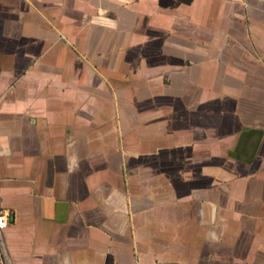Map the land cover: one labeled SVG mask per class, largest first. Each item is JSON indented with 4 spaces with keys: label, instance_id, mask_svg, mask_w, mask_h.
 Wrapping results in <instances>:
<instances>
[{
    "label": "crops",
    "instance_id": "crops-1",
    "mask_svg": "<svg viewBox=\"0 0 264 264\" xmlns=\"http://www.w3.org/2000/svg\"><path fill=\"white\" fill-rule=\"evenodd\" d=\"M0 209L10 264H264V0H0Z\"/></svg>",
    "mask_w": 264,
    "mask_h": 264
},
{
    "label": "built area",
    "instance_id": "built-area-1",
    "mask_svg": "<svg viewBox=\"0 0 264 264\" xmlns=\"http://www.w3.org/2000/svg\"><path fill=\"white\" fill-rule=\"evenodd\" d=\"M8 221H9L8 213L5 210L0 209V246L4 251V254H5V257L7 260V264H10V262L7 258V255H6L4 238H3V228L6 226Z\"/></svg>",
    "mask_w": 264,
    "mask_h": 264
}]
</instances>
